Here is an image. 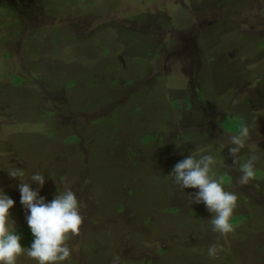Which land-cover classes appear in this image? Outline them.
<instances>
[{"label":"rangeland","instance_id":"rangeland-1","mask_svg":"<svg viewBox=\"0 0 264 264\" xmlns=\"http://www.w3.org/2000/svg\"><path fill=\"white\" fill-rule=\"evenodd\" d=\"M203 151L238 195L227 234L169 176ZM15 167L80 196L65 264H264V0H0V188L30 246Z\"/></svg>","mask_w":264,"mask_h":264},{"label":"clouds","instance_id":"clouds-1","mask_svg":"<svg viewBox=\"0 0 264 264\" xmlns=\"http://www.w3.org/2000/svg\"><path fill=\"white\" fill-rule=\"evenodd\" d=\"M251 131L247 124H243L237 132L230 135L228 151L234 164L240 161L239 154L250 139ZM220 148H224V145H220ZM258 159L257 155L252 154L240 163L238 182L241 185L248 184L257 176ZM219 164L216 154L203 151L177 162L169 176L181 189H197L194 200L196 203H203L214 214L210 219L213 230L227 234L233 231L232 217L237 208L238 195L227 190L226 177L218 175L216 171ZM8 175L22 181L18 186L19 202L26 210L25 219L33 240L30 246L22 243L23 234L18 231L10 212L16 200L0 188V264H17L22 255L34 260L35 264H65L70 261L72 249L67 241L70 236L80 233L85 222L81 211L82 200L78 193L65 188L48 201L39 189L33 187L34 183L43 187L47 175L34 171L25 180V169L21 167L8 169ZM208 252L214 256L216 249L209 248Z\"/></svg>","mask_w":264,"mask_h":264},{"label":"crops","instance_id":"crops-1","mask_svg":"<svg viewBox=\"0 0 264 264\" xmlns=\"http://www.w3.org/2000/svg\"><path fill=\"white\" fill-rule=\"evenodd\" d=\"M29 259H31V258H29ZM32 260V259H31ZM33 261V260H32ZM33 263L35 264V262L33 261Z\"/></svg>","mask_w":264,"mask_h":264},{"label":"trees","instance_id":"trees-1","mask_svg":"<svg viewBox=\"0 0 264 264\" xmlns=\"http://www.w3.org/2000/svg\"><path fill=\"white\" fill-rule=\"evenodd\" d=\"M74 135L72 134V136L71 137H73Z\"/></svg>","mask_w":264,"mask_h":264}]
</instances>
